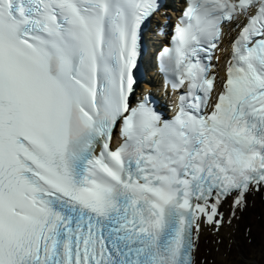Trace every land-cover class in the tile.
Masks as SVG:
<instances>
[{"label": "snow or ice", "instance_id": "snow-or-ice-1", "mask_svg": "<svg viewBox=\"0 0 264 264\" xmlns=\"http://www.w3.org/2000/svg\"><path fill=\"white\" fill-rule=\"evenodd\" d=\"M171 7L0 0V264H257L251 226L235 262L222 231L264 193V0L160 26L168 115L139 89Z\"/></svg>", "mask_w": 264, "mask_h": 264}, {"label": "bare ground", "instance_id": "bare-ground-1", "mask_svg": "<svg viewBox=\"0 0 264 264\" xmlns=\"http://www.w3.org/2000/svg\"><path fill=\"white\" fill-rule=\"evenodd\" d=\"M228 206L225 205V211H227ZM251 226L253 229V235L256 237V249L254 257L258 260L264 262V256L260 254V244L262 237H264V193L253 194L249 197V208L243 214V218L239 224V230L234 231L233 229L225 228L222 231L224 236V247L226 248L230 241L234 240L235 243L232 244L231 259L233 262L238 258V253L241 249L247 251L249 246L245 242V228ZM212 239L210 233L205 232L204 240L201 242V251L203 252L207 245V241ZM222 251L224 249L222 248ZM217 260L221 259L220 254H216ZM262 264V263H261Z\"/></svg>", "mask_w": 264, "mask_h": 264}, {"label": "rangeland", "instance_id": "rangeland-1", "mask_svg": "<svg viewBox=\"0 0 264 264\" xmlns=\"http://www.w3.org/2000/svg\"><path fill=\"white\" fill-rule=\"evenodd\" d=\"M252 259H254L257 262V264H261V263L264 264V262H261V260L259 261L257 257L252 256Z\"/></svg>", "mask_w": 264, "mask_h": 264}]
</instances>
